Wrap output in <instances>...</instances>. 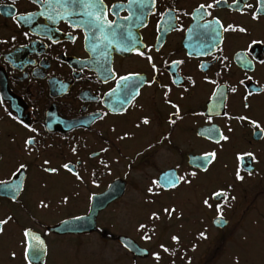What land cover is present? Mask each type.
Segmentation results:
<instances>
[{
  "label": "flooded vegetation",
  "instance_id": "obj_1",
  "mask_svg": "<svg viewBox=\"0 0 264 264\" xmlns=\"http://www.w3.org/2000/svg\"><path fill=\"white\" fill-rule=\"evenodd\" d=\"M102 3L108 24L92 39L68 18L49 20L64 11L55 3L0 0V264L18 255L29 264L25 229L45 240V264L69 240H150L152 214L134 232L110 217L131 189L169 204L166 218L193 200L183 210L198 214L203 230L179 253L164 248L170 256L194 251L206 226L218 244L236 226L263 243L264 0ZM117 181L122 194L94 216V200ZM180 188L190 195L177 197ZM67 220L79 222L52 229Z\"/></svg>",
  "mask_w": 264,
  "mask_h": 264
},
{
  "label": "rangeland",
  "instance_id": "obj_2",
  "mask_svg": "<svg viewBox=\"0 0 264 264\" xmlns=\"http://www.w3.org/2000/svg\"><path fill=\"white\" fill-rule=\"evenodd\" d=\"M146 184L147 182H144L143 185ZM176 194L177 197H181L185 194L190 195V192L187 193L185 189L180 188ZM138 196L139 202L137 204L140 203V205L132 210L131 200L136 199ZM146 196L144 189L138 194H135L134 190L131 189L121 204L110 210L109 213L110 217L117 214V223L120 224L121 228H126L130 232H134L138 222L145 219V221L149 220L153 211L156 213L158 218H155L152 223L156 229L151 239L146 241L142 237L143 233H140L141 236L140 234L136 235V240L143 247L150 250V255L133 258L132 255L122 249L117 240L110 238L106 241L92 238L81 243L69 240L61 243L59 249L52 250L47 264H264V242L262 243L258 237L251 235L248 228V232L246 231V234H244L240 226H236L234 234L231 233V238H228L229 235L227 237V232L224 233L226 240L223 244L217 243V234L206 226L204 240L198 243L194 251L189 252L184 258L179 255H168L163 249L171 248L174 244L173 236L179 237V243L181 244L179 247L181 249L188 243L192 244L195 241L196 231L201 230L203 224L194 219L198 218V214L191 215L192 213L183 210L193 201L189 200L190 196L185 197L182 202L176 204L182 210V213L177 214L179 209L176 208L172 211V218H166L167 216L163 211V208L169 206V204L154 205V203H147ZM168 210L171 211L170 208ZM161 245L164 247L162 248ZM154 253H158V259ZM1 256L3 258L7 257L6 255ZM10 259L13 264H23L24 262L20 255L11 256Z\"/></svg>",
  "mask_w": 264,
  "mask_h": 264
},
{
  "label": "snow or ice",
  "instance_id": "obj_3",
  "mask_svg": "<svg viewBox=\"0 0 264 264\" xmlns=\"http://www.w3.org/2000/svg\"><path fill=\"white\" fill-rule=\"evenodd\" d=\"M237 0H233V3H236ZM45 3L48 4V8H52V4L55 3L57 6H59L60 8H62L64 11L62 13H56V16L54 17L53 15H48V19L52 20L54 18H68L70 20H72L74 25H83L86 27V30L88 33H91V38L95 39V32L96 31H101L103 32L105 29V26L108 24V22L106 21L105 18V13H104V5L102 3V0H45ZM212 5H208V7H211ZM248 7H251V5H248ZM200 9L203 10L204 9V5H200ZM48 11V9H46V12ZM43 14V13H42ZM75 17H79V19H74ZM254 18H255V14H254ZM25 22L30 23L31 19H32V14H28V16L24 17ZM127 19V18H125ZM225 30H235L233 29V27L231 25L228 26L227 29ZM239 31L243 32L246 31L244 28H240ZM87 38V37H86ZM141 55H143V53H140ZM151 59V58H149ZM242 62H245L242 59ZM261 63H264V61H261ZM127 77H121V80H126ZM233 91H235V89H233ZM247 106V105H246ZM241 119H246L245 117H241ZM22 123V121H21ZM144 124H148L149 121L148 119L145 117L143 120ZM172 123H174V121H172ZM253 123L255 124L256 122L253 121ZM257 127H259V125H257ZM208 135L212 136L216 133V129L213 128H209L207 130ZM125 135H127V133H125ZM222 139L227 140V137H222ZM31 139L29 141H26V144L31 143ZM73 151H75V149H73ZM214 156L213 154H209V153H205L204 154V158L205 160H208L209 157ZM48 161H45V164H47ZM20 168H24L25 165L21 164L19 166ZM63 167L65 169H68L69 171H71L70 167L68 164H64ZM46 171L49 172H55L56 169L54 168H48L45 169ZM192 175H195V173H192ZM77 178L79 179V176H77ZM237 179H242V177L239 175V173H237ZM180 180H183V177L179 178ZM176 182V178H169L168 176H165L163 178V183L164 184H169V185H174V183ZM153 183H156V181H153ZM149 192H152V188L148 189ZM213 195H220L219 192L217 193H213ZM66 199V198H65ZM205 204L208 203L207 200L204 201ZM219 208V206H218ZM174 211V209L172 210ZM165 212H169L168 209H165ZM169 215H171V212H169ZM152 216L154 218H158L156 213H152ZM7 223V220H0V225H3ZM141 228H144L145 225L141 224L140 225ZM0 231H2V228H0ZM30 235V231L28 229H25L24 231V236L26 238H28ZM201 236H204V233L200 234ZM150 237L145 236V239H149ZM172 239L174 241H178V237L177 236H173ZM161 247L163 248L164 246L161 245ZM165 251H167V249H165ZM13 255H15L13 253ZM31 255H32V259L29 260V264H33V261H38L40 258V247L38 243H34L31 246ZM154 255L157 257V259L159 258L158 253H154ZM27 254H26V259H27Z\"/></svg>",
  "mask_w": 264,
  "mask_h": 264
},
{
  "label": "water",
  "instance_id": "obj_4",
  "mask_svg": "<svg viewBox=\"0 0 264 264\" xmlns=\"http://www.w3.org/2000/svg\"><path fill=\"white\" fill-rule=\"evenodd\" d=\"M122 185L123 184H121L120 181H117L116 183H114L109 188V190L107 192H105L103 194L102 197L94 200V202H93V211H94L93 215L94 216L96 215L98 210L101 209V206H102L101 203H104L103 207H105L110 202H112L114 199L120 197V195L122 194V191H123V186ZM78 222H79V220H67V221H64V222L52 227V229L54 231H69L70 228L73 226V224L78 223ZM40 239H38V237H36L35 235L30 237V239H29L30 247H29L28 252H27L28 260L32 259L31 246L34 243H38L39 247H40V242L43 244L44 240L41 239V241H40ZM119 241L121 243H123L127 247V249L130 252H132L133 254H135V255H139L141 257H146L149 254L146 249L141 248L136 243V241H134L133 239H131L129 237L121 236V237H119ZM42 247H41V250H40V258H39V260L38 261H33V264H44L45 263L46 251L43 250V249H45L43 245H42Z\"/></svg>",
  "mask_w": 264,
  "mask_h": 264
}]
</instances>
